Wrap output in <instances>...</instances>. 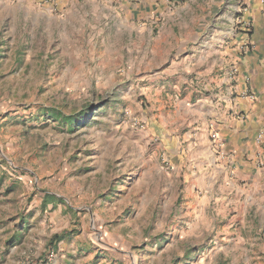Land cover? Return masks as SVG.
Masks as SVG:
<instances>
[{
  "label": "rangeland",
  "instance_id": "374dc122",
  "mask_svg": "<svg viewBox=\"0 0 264 264\" xmlns=\"http://www.w3.org/2000/svg\"><path fill=\"white\" fill-rule=\"evenodd\" d=\"M15 3L0 0V264H264L258 212L203 203L168 168L155 66L51 44Z\"/></svg>",
  "mask_w": 264,
  "mask_h": 264
},
{
  "label": "crops",
  "instance_id": "0c3cea01",
  "mask_svg": "<svg viewBox=\"0 0 264 264\" xmlns=\"http://www.w3.org/2000/svg\"><path fill=\"white\" fill-rule=\"evenodd\" d=\"M242 1L241 12L237 0H55L54 9L16 0L10 9L51 44L101 49L109 60L136 54L133 63L155 66L144 89L161 98L150 119L168 168L201 202L256 211L261 223L264 0Z\"/></svg>",
  "mask_w": 264,
  "mask_h": 264
},
{
  "label": "built area",
  "instance_id": "2783aa9c",
  "mask_svg": "<svg viewBox=\"0 0 264 264\" xmlns=\"http://www.w3.org/2000/svg\"><path fill=\"white\" fill-rule=\"evenodd\" d=\"M47 1H50L51 3L55 2V0H43V2H47ZM55 5H56V3H53L52 4L53 7H51V8L54 9L55 8ZM236 8H237V12H241L244 9V4H243V1L242 0H237V7ZM237 21L240 22L239 19H237ZM243 31H244V34H247L246 36H248V34L250 32V26H249V24H246L244 26ZM243 47L245 49L248 48V42L247 41L244 43ZM250 97L253 98V95H250ZM211 137H212V139L217 138L215 133H212L211 134Z\"/></svg>",
  "mask_w": 264,
  "mask_h": 264
},
{
  "label": "trees",
  "instance_id": "16d2710c",
  "mask_svg": "<svg viewBox=\"0 0 264 264\" xmlns=\"http://www.w3.org/2000/svg\"><path fill=\"white\" fill-rule=\"evenodd\" d=\"M66 119H69V117H65Z\"/></svg>",
  "mask_w": 264,
  "mask_h": 264
}]
</instances>
